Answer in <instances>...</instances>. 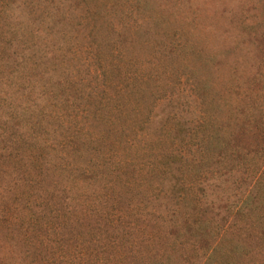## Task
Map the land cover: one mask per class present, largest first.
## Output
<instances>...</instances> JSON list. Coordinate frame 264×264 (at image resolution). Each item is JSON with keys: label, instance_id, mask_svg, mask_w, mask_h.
Returning a JSON list of instances; mask_svg holds the SVG:
<instances>
[{"label": "rangeland", "instance_id": "obj_1", "mask_svg": "<svg viewBox=\"0 0 264 264\" xmlns=\"http://www.w3.org/2000/svg\"><path fill=\"white\" fill-rule=\"evenodd\" d=\"M11 2L0 264H264V0Z\"/></svg>", "mask_w": 264, "mask_h": 264}, {"label": "trees", "instance_id": "obj_2", "mask_svg": "<svg viewBox=\"0 0 264 264\" xmlns=\"http://www.w3.org/2000/svg\"><path fill=\"white\" fill-rule=\"evenodd\" d=\"M88 1V0H87ZM90 1V0H89ZM11 3H15V0H12V2ZM88 2H86V4H87ZM52 9H54V10H57L58 11V6H56L55 8H52ZM48 14H50V16H54V20H59V19H57V17H55V14H56V12H51V13H48ZM54 20H51V21H54ZM87 48H90V46L89 47H87ZM44 96V95H43ZM50 96H52V95H49V97ZM48 97V96H47ZM46 97V98H47ZM51 98H53V99H58V98H61V97H59V96H53V97H51ZM49 101L47 100V106H48V112H49V115H50V117H53L54 118V114H55V117H58L59 115H58V112H57V109H56V104H54V103H51V102H49ZM63 103H66L68 106H66V107H64V108H61L62 109V111H63V113H64V115L65 116H67V117H70V118H72V120H73V123H70V124H68V123H66V125H65V127H64V130H65V132H66V135H65V137H66V142L65 143H63V145L62 144H58V146L60 145V146H64L65 145V148H66V153L67 152H72V153H76V154H79L80 152H81V150H79V149H77L76 148V145L78 144V145H80V144H83L84 143V141L83 140H86L87 142H85L84 144H85V147L84 148H88V149H90V148H94V145L92 146V147H89V144H91L92 143V141L94 142V141H96L97 139L99 140L100 138H101V136L100 135H98L96 132H95V130L93 129L92 130V132H90L91 131V129H92V126H91V124H87L86 122H83L82 124H80V122L79 121H77V122H79V123H77L76 124V121L75 120H77V118H78V115L79 114H81L80 112H84V111H81L77 106H73V105H71V104H69V102H67V101H65V100H63V97H62V99H61V102L59 103V106H62V104ZM52 108H54L55 110L54 111H52ZM123 108V109H122ZM122 108H115L113 111L114 112H111V114L113 113V115L115 114V113H117L119 110L121 111V112H123L124 111V106L122 107ZM41 110V109H40ZM93 110V108H91V111ZM99 110H103V109H99ZM53 112H54V114H53ZM95 112L96 111H94V113H93V115L95 116V117H99V118H102V115L103 114H101V113H97L96 112V115H95ZM89 113V112H88ZM111 116V115H110ZM14 117L16 118V116H12L11 118H13L14 119ZM103 118H108V116H104ZM34 125H36V124H29V126L30 127H34ZM28 126V125H27ZM13 128V127H12ZM29 128V127H28ZM17 131V130H16ZM28 131H30L29 129H28ZM91 133L90 135H89V133ZM17 136H21V137H24V135H22V134H20V135H17V134H15L14 132H10L9 134H8V137L10 138V140L11 141H13V140H15L16 138H18ZM90 136V139H91V141H90V139H88L87 140V137H89ZM44 138V137H43ZM29 140H30V138L27 136V140L24 142V144H28L29 146H30V142H29ZM44 140L45 141H48L47 140V137H45L44 138ZM31 141V140H30ZM49 144H50V146H51V143L49 142ZM93 144V143H92ZM82 148H83V146L82 145H80ZM65 153V152H64ZM33 154V158H35V163H38L37 162V160L39 159V158H41V155H42V153H36V152H33L32 153ZM63 156H65V154H63L62 155V157L60 158L61 159V161H62V164H61V168L63 169V170H67L66 169V167H67V165L69 164L68 162H65L66 161V159H63ZM84 163H86L85 161H83ZM66 163H67V165H66ZM79 170H80V172H79ZM71 172H79L80 174H83V175H87L88 174V168L86 167V166H84L83 164H81L79 167H77V166H74V169H71L70 170ZM78 173V174H79Z\"/></svg>", "mask_w": 264, "mask_h": 264}]
</instances>
